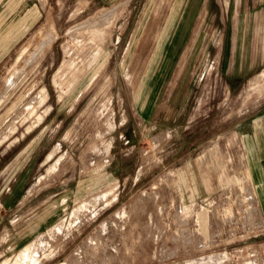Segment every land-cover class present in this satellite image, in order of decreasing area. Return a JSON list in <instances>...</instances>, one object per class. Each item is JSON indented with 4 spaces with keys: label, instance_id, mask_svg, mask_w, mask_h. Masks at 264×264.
I'll list each match as a JSON object with an SVG mask.
<instances>
[{
    "label": "rangeland",
    "instance_id": "374dc122",
    "mask_svg": "<svg viewBox=\"0 0 264 264\" xmlns=\"http://www.w3.org/2000/svg\"><path fill=\"white\" fill-rule=\"evenodd\" d=\"M263 134L264 0H0V264H264Z\"/></svg>",
    "mask_w": 264,
    "mask_h": 264
},
{
    "label": "crops",
    "instance_id": "0c3cea01",
    "mask_svg": "<svg viewBox=\"0 0 264 264\" xmlns=\"http://www.w3.org/2000/svg\"><path fill=\"white\" fill-rule=\"evenodd\" d=\"M249 144V147L251 146L253 149V153L255 155V159H253L255 163L252 164V168L256 169L257 171L260 172V176H264V134L262 136V138H259L258 141L257 139L254 141H248L247 142ZM25 150V149H23ZM251 152V150L249 151V153ZM26 171H19L16 173V177L15 180L16 183L15 185H13V187L16 189V186H18V182L22 181L24 178H26L28 175L26 174ZM39 177V176H38ZM27 179V178H26ZM38 181V178H37ZM28 182V180L23 182V185L26 184ZM260 188L263 187V189H260V193L264 194V183L261 182V184H259ZM17 191V190H16ZM262 200H264V196H262Z\"/></svg>",
    "mask_w": 264,
    "mask_h": 264
},
{
    "label": "bare ground",
    "instance_id": "6f19581e",
    "mask_svg": "<svg viewBox=\"0 0 264 264\" xmlns=\"http://www.w3.org/2000/svg\"><path fill=\"white\" fill-rule=\"evenodd\" d=\"M50 41V40H48ZM47 40H43L40 42L39 48L37 50H40V48L43 46V44H45L46 42H48ZM44 48V47H43ZM7 84V83H6Z\"/></svg>",
    "mask_w": 264,
    "mask_h": 264
}]
</instances>
